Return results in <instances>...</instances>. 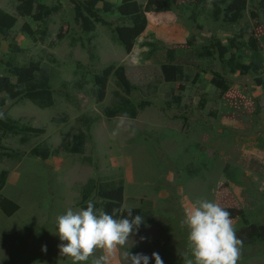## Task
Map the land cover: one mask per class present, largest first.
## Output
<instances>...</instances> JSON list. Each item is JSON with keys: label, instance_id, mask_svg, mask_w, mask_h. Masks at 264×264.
<instances>
[{"label": "rangeland", "instance_id": "374dc122", "mask_svg": "<svg viewBox=\"0 0 264 264\" xmlns=\"http://www.w3.org/2000/svg\"><path fill=\"white\" fill-rule=\"evenodd\" d=\"M30 1L0 0V12L14 19L11 28L0 31V75L6 74L9 58L37 65L48 76L53 105L39 108L21 99L8 100L4 107L19 127L37 132L0 141V154L20 153L19 160L0 156V172L7 173L0 202L17 206L10 215L0 208V264H72L59 253L57 217L68 209L81 210L78 203L90 181L98 189L121 182L126 206L141 209L144 223L129 249L148 256L149 264H155L153 253L163 264L193 258L182 221L200 199L231 213L243 241L238 264H264V0H246L242 17L233 24V14L223 15L221 0H173L171 10L148 16L130 51L113 42L109 27L101 23L84 33L70 0ZM105 1L113 10L102 13L103 20L114 28L129 26V17L116 11L122 0ZM149 1L136 0L141 7ZM214 3L221 6L217 20ZM38 4L53 8L45 22L33 19ZM250 39L257 41L263 61L255 72ZM216 41L226 47L222 58ZM147 42L156 44L153 56ZM205 48L208 55L201 51ZM227 61L241 68L229 69ZM161 63L182 65L186 78L165 82ZM107 66L113 69L99 101L93 95L94 76ZM116 94L135 106L146 103L132 118L134 136L121 131L110 138L118 116L106 118L103 110L116 105ZM80 131L86 135L83 154L63 151ZM44 147L59 153L46 160L30 154ZM187 165L195 175L184 169ZM113 264L127 262L118 255Z\"/></svg>", "mask_w": 264, "mask_h": 264}, {"label": "trees", "instance_id": "16d2710c", "mask_svg": "<svg viewBox=\"0 0 264 264\" xmlns=\"http://www.w3.org/2000/svg\"><path fill=\"white\" fill-rule=\"evenodd\" d=\"M31 2L30 0H28ZM207 1V0H205ZM70 2L74 5V21L80 25L81 30L84 33H90L94 30V23H101L107 27H109L111 32L112 41L120 45L125 51H130L134 41L137 36H139L146 27V18L145 13L147 12H155V11H169L172 9V5L174 3L173 0H150L146 3L144 7H141L137 4L136 0H122L120 5L116 8V11L121 16L129 17L130 25L129 26H116L112 27L110 23H107L101 17L102 13H111L113 10V6L105 1V0H70ZM221 2L226 3L223 6H226L223 15L227 16L228 13L232 15L229 17V23L236 22L238 19L242 17V12L245 9L246 0H221ZM102 4L101 7H98L99 4ZM154 3V5H153ZM215 9H213V18L217 20L219 18V10L221 6H218L217 3H214ZM260 10L264 15V2L260 5ZM37 13L33 15V19L36 22H45L47 16H49V11L53 10L49 9L47 6L43 4H38L36 7ZM228 21V19H225ZM224 20V21H225ZM14 19L10 16H5L0 12V26L1 32L5 29H9L13 26ZM231 25V24H230ZM242 34V31L240 32ZM231 47L234 46L232 40H230ZM249 48L252 54L251 65L253 67V71H257L261 69L263 66V61L259 55V48L256 40L250 39L248 41ZM146 45L150 48L148 54L153 56V52L157 51L156 44L153 42H147ZM216 50L219 52L220 57L226 53V47L222 46L220 42L215 43ZM204 50V51H203ZM202 53L208 55L206 48L201 50ZM156 57L159 56L158 53H155ZM167 54L170 56L169 59H172L171 51H168ZM199 51L198 54L199 55ZM94 52L92 48L89 49V57L94 59ZM226 65L231 70H239L241 67L239 63L233 64L232 61H227ZM4 68L6 71L5 75H0V94L4 93L5 97L0 98V110L4 112V119H0V141L6 136H15L21 134V132H37L33 128L29 127H19L16 120L9 118L4 111V107L7 105L8 100L11 101H19L21 99H27L36 105L39 108H49L53 105L52 91L49 85V79L44 70L40 69L37 65L30 63L27 66L19 65L15 62V59L9 58L5 60ZM113 66H107L102 69V71L94 76V83L97 88L93 91V95L99 101L102 100L105 96V88L106 82L111 74ZM161 74L163 76V80L168 83H174L186 78L184 74V69L182 65L175 63H161L160 64ZM40 73V74H39ZM11 77L15 78V82L11 81ZM212 84L216 87H220V83L216 78L211 79ZM264 89V84H261ZM63 97L65 100H70L69 95L64 94ZM116 105L111 107H106L103 110V115L106 118H114L119 116L122 113H128L131 118H135L138 114V111L144 107L145 102L139 103L135 106L131 103L127 98L117 95ZM88 131L90 130V126H88ZM42 132V131H41ZM29 136L28 133H24ZM86 139V135L83 132H79V134L73 137L72 143H67L62 147V150L65 152L73 153L81 155L83 154V145ZM23 142L27 141V137L22 138ZM3 149L0 145V150ZM59 151L56 149H51L49 147H44L43 149L35 148L32 149L30 154L32 156H36L41 160H46L49 158L56 157ZM0 156L12 157L16 160H19L20 153H12L9 155L8 153H2ZM187 172L191 174H196V171H192V166L187 165L184 167ZM7 178L6 171L0 172V191L5 185V181ZM95 195V196H94ZM94 199V210L97 214L99 211L103 210L108 214H113L114 209H120V212L114 214V218L120 219L127 216L128 209H122L123 202V185L120 182L117 186H112L106 189H98L97 186L90 181L84 187L80 201L78 206L81 210H86L87 204L86 202L89 199ZM6 203V205H5ZM8 206V207H7ZM0 208L7 214H12L17 206L13 203L1 201ZM132 210L133 216L140 215V208H129ZM142 226V225H141ZM141 226L139 230L141 229Z\"/></svg>", "mask_w": 264, "mask_h": 264}, {"label": "clouds", "instance_id": "9594fccd", "mask_svg": "<svg viewBox=\"0 0 264 264\" xmlns=\"http://www.w3.org/2000/svg\"><path fill=\"white\" fill-rule=\"evenodd\" d=\"M0 110V119H4ZM116 119V128L110 133L115 139L121 131L134 136V121L128 113H122ZM86 210L68 209L57 217L58 245L61 257L69 258L72 264H113L117 256H122L127 264H149V257L140 253L132 254L129 249L134 246L131 239L138 233L144 223L140 215L133 216L127 210V216L116 219L114 214L94 210V202L89 199ZM182 226L189 229L188 241L192 257L186 264H238L241 257L243 241L237 237L233 227L231 213L218 203L200 199L186 209ZM145 239L141 237V240ZM47 252V246H42ZM155 264H163L158 253H153Z\"/></svg>", "mask_w": 264, "mask_h": 264}, {"label": "crops", "instance_id": "0c3cea01", "mask_svg": "<svg viewBox=\"0 0 264 264\" xmlns=\"http://www.w3.org/2000/svg\"><path fill=\"white\" fill-rule=\"evenodd\" d=\"M153 15V12H147L146 13V22H149L148 20V16ZM125 195V191H124V187H123V202H122V209H129V208H139L137 206H126V197ZM141 216H142V212H141Z\"/></svg>", "mask_w": 264, "mask_h": 264}]
</instances>
